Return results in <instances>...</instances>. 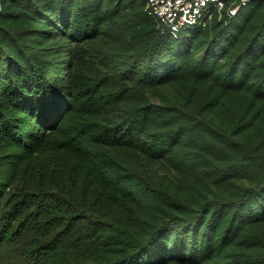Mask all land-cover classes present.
Masks as SVG:
<instances>
[{"label": "trees", "instance_id": "16d2710c", "mask_svg": "<svg viewBox=\"0 0 264 264\" xmlns=\"http://www.w3.org/2000/svg\"><path fill=\"white\" fill-rule=\"evenodd\" d=\"M0 264H264V0L4 1Z\"/></svg>", "mask_w": 264, "mask_h": 264}, {"label": "built area", "instance_id": "2783aa9c", "mask_svg": "<svg viewBox=\"0 0 264 264\" xmlns=\"http://www.w3.org/2000/svg\"><path fill=\"white\" fill-rule=\"evenodd\" d=\"M4 1L0 0V11ZM251 0H145L149 15L161 31L178 37L180 31L205 27L214 18L228 21Z\"/></svg>", "mask_w": 264, "mask_h": 264}]
</instances>
